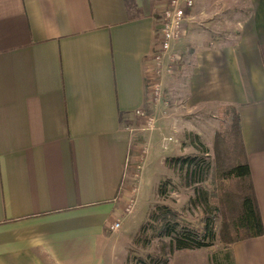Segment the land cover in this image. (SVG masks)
<instances>
[{"label": "crops", "instance_id": "0c3cea01", "mask_svg": "<svg viewBox=\"0 0 264 264\" xmlns=\"http://www.w3.org/2000/svg\"><path fill=\"white\" fill-rule=\"evenodd\" d=\"M168 1L0 0V264H127ZM237 1L249 14L228 39L192 46L183 94L237 107L264 224V0ZM219 242L169 264H264V234Z\"/></svg>", "mask_w": 264, "mask_h": 264}, {"label": "rangeland", "instance_id": "374dc122", "mask_svg": "<svg viewBox=\"0 0 264 264\" xmlns=\"http://www.w3.org/2000/svg\"><path fill=\"white\" fill-rule=\"evenodd\" d=\"M197 3L200 7H196ZM169 4L170 2L166 3L159 17L170 7ZM250 10L249 6L237 0H194V7L184 22L179 38L172 43L170 53L173 59L170 58L168 61V58H165L164 64L170 67V71L156 72V78H152L153 82L159 84L158 123L156 130L153 131L154 139L149 141L148 137L140 141L136 158L132 163L134 174L131 178V186L136 188V192L133 212L125 217V225L128 228L132 227V222H135L136 232H138L156 203L168 204L180 211L188 222L198 227L202 226L201 208L195 209L189 202L190 197L193 196V188L184 187L177 173L166 166L164 159L173 155L199 154L202 145L209 149L211 157L214 156L215 131L223 125L220 106H189L183 94V86L186 85L187 78L183 77L196 63L195 57L191 54L192 46L228 39L236 31L238 18L248 15ZM151 88L154 87L151 86ZM195 134L199 137L195 138ZM167 177L172 178L176 187H173L169 194L162 198L158 195V185ZM204 186L211 188L210 181ZM222 219L223 215L219 213L216 221L218 234ZM151 234V231L142 233L141 243L133 244L128 257L146 258L148 254L160 255L163 242L159 239H152L148 245H143L144 239L149 238ZM136 263L133 260L130 264Z\"/></svg>", "mask_w": 264, "mask_h": 264}, {"label": "trees", "instance_id": "16d2710c", "mask_svg": "<svg viewBox=\"0 0 264 264\" xmlns=\"http://www.w3.org/2000/svg\"><path fill=\"white\" fill-rule=\"evenodd\" d=\"M223 125L215 131L214 156L202 145L199 154L167 156L166 166L175 171L184 187L193 188L189 202L195 209L201 208L202 226L185 220L182 213L168 204L156 203L133 239L141 243L140 235L151 231L143 245L152 239L162 243L161 254L146 258H127L136 264H169L177 250L198 249L213 246L217 240L225 245L264 234V224L252 181L251 168L245 147L241 115L234 105H220ZM227 124V125H225ZM195 138L199 135L195 134ZM210 181V187L204 184ZM227 183H229L227 185ZM176 187L172 178L163 179L158 185L159 197L165 198ZM223 215L218 234L216 221Z\"/></svg>", "mask_w": 264, "mask_h": 264}, {"label": "built area", "instance_id": "2783aa9c", "mask_svg": "<svg viewBox=\"0 0 264 264\" xmlns=\"http://www.w3.org/2000/svg\"><path fill=\"white\" fill-rule=\"evenodd\" d=\"M168 2H170V7L164 11L161 17H159L161 25V38L159 50L156 54V72L160 71L162 73H167L168 71H170V67L168 65L167 67L164 64L165 58H168L169 61L170 58L173 57V55L170 53L172 43L173 41H175V39L179 38V35L183 30L184 22L187 20L188 14L194 7V0H169ZM154 82L152 83V86L154 87L152 88L153 90H151L152 96H155L158 100L157 94L159 93V84H157V82ZM138 113L143 114L140 111H138ZM151 123H153V118L151 119ZM134 204L135 200L130 203L127 210L132 211L134 208ZM120 226L121 222L116 221L110 226V230L117 231Z\"/></svg>", "mask_w": 264, "mask_h": 264}]
</instances>
